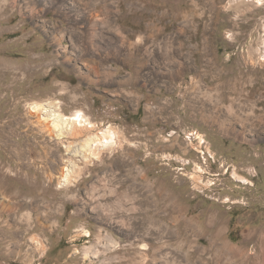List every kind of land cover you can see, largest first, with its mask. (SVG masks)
I'll use <instances>...</instances> for the list:
<instances>
[{"label": "rangeland", "instance_id": "1", "mask_svg": "<svg viewBox=\"0 0 264 264\" xmlns=\"http://www.w3.org/2000/svg\"><path fill=\"white\" fill-rule=\"evenodd\" d=\"M263 263L264 0H0V264Z\"/></svg>", "mask_w": 264, "mask_h": 264}, {"label": "bare ground", "instance_id": "2", "mask_svg": "<svg viewBox=\"0 0 264 264\" xmlns=\"http://www.w3.org/2000/svg\"><path fill=\"white\" fill-rule=\"evenodd\" d=\"M107 1V0H106ZM239 1V0H238ZM243 1V0H242ZM257 1H261L262 2V0H257ZM251 2V1H250ZM72 3V2H71ZM88 3V2H87ZM92 4V3H91ZM97 4V3H96ZM247 3H245V5H246ZM256 4H257V2H256ZM90 5V4H89ZM139 2H131V6L130 7H133L134 9L136 8V9H139ZM96 6V5H95ZM249 6V5H248ZM90 7V6H89ZM94 7V6H93ZM100 8V7H99ZM101 9V8H100ZM99 10V9H98ZM101 12H102V9H101ZM148 12V11H147ZM99 15V14H98ZM96 19V18H95ZM94 19V21H96ZM93 20V19H92ZM100 20V19H99ZM102 20V19H101ZM182 20V19H181ZM105 21V20H104ZM185 21V20H184ZM112 22V21H111ZM96 23V22H95ZM157 24V23H156ZM180 25V24H179ZM183 28V27H182ZM99 31L100 30H96L95 32L93 31V33H91V36H90V38L92 39V44H91V46H92V48H94V49H96L97 50V46L100 48V47H102V44H101V42H100V40H103L102 38H104V36H102V34H101V37H99L98 35V33H99ZM101 32V31H100ZM142 33V32H141ZM144 34V33H143ZM106 37V36H105ZM139 38V37H138ZM159 39V38H158ZM140 40V39H139ZM108 41V42H107ZM165 41V40H164ZM106 44L108 45V43H109V45L107 46V49H105L103 52H105V51H110L109 49H110V45H111V41L108 39V40H106ZM166 44V43H165ZM156 45V44H155ZM112 46V45H111ZM119 46V45H118ZM149 46V45H148ZM116 47V46H115ZM163 47V46H162ZM204 47V46H203ZM118 48V47H117ZM158 48V47H157ZM171 48V47H170ZM148 49H150V48H148ZM155 49V48H154ZM159 49V48H158ZM145 50V49H144ZM102 50L100 49V50H98L97 52H98V55H99V53L101 52ZM117 51H119V50H117ZM82 52V51H81ZM147 52H148V50H147ZM150 52V51H149ZM110 54H111V51L109 52ZM108 53V54H109ZM114 53V52H113ZM135 53V52H134ZM143 53H146V52H143ZM153 53H154V51H153ZM156 53V52H155ZM84 54V53H83ZM97 53H95V55H96ZM102 54V53H101ZM115 54V53H114ZM171 54V53H170ZM77 55H79V54H77ZM90 55H91V53H90ZM98 55H96V56H98ZM112 55V54H111ZM80 56V55H79ZM96 56H94V57H91V58H89V60H88V58L87 57H85L84 59H83V61H86V62H88L89 61V63H86V65H89L90 64V66L92 65V67L94 68V69H97L98 67H99V62H98V60H97V58H95ZM101 56V55H100ZM107 56V55H106ZM110 56V55H109ZM113 56V55H112ZM114 57V56H113ZM116 57V56H115ZM163 57V56H162ZM81 58V57H80ZM120 58V57H119ZM67 59V61L69 60L68 58H66ZM113 59V58H112ZM170 59H171V57H170ZM172 60V59H171ZM170 61V60H169ZM211 62V61H210ZM167 63H168V61H167ZM169 68V67H168ZM181 68V67H180ZM190 68V67H189ZM99 71V70H98ZM179 72H182V70L180 71V69H179ZM221 72V71H220ZM177 73V72H176ZM87 76V75H86ZM237 77V76H236ZM252 80H254V79H252ZM235 83V82H234ZM200 86V85H199ZM206 89V88H205ZM200 91V90H199ZM247 94V93H246ZM259 102V101H258ZM186 103V102H185ZM221 105V104H220ZM190 106V105H189ZM218 106V105H217ZM231 107V106H230ZM229 108V107H228ZM249 108V107H248ZM252 108V107H251ZM250 108V109H251ZM254 108V107H253ZM217 109V108H216ZM227 110V109H226ZM227 111H229V110H227ZM243 111V110H242ZM241 111V112H242ZM246 111H247V109H246ZM251 111H252V109H251ZM230 113L228 114V112L226 113V114H217V113H212V114H214V115H211L210 117H213L215 120H217V123L221 126V129L225 132V133H227V134H232L233 132H235V129H236V131L237 132H235V133H237V134H240L242 137H245V132L244 131H241V130H238L237 129V123H243V124H247V123H249L251 120H250V118H247V116L245 117V114H241V113H238V111H236V110H230L229 111ZM245 112V111H244ZM253 113H254V111H253ZM205 114V113H204ZM60 114H58V116H59ZM79 115V114H78ZM254 115V114H253ZM263 116V115H262ZM255 118V117H254ZM205 119H206V116H205ZM256 119V118H255ZM259 119V118H258ZM68 120V121H67ZM262 120H263V118L262 119H260L258 122H262ZM66 121L68 122V123H71V127H73L72 129H74L72 132H74V134H76V133H78V134H81L85 129H88V128H92V127H94V123H90L88 120H87V118H85L84 116H83V114L82 115H79L78 117H76V115L73 117V118H67L66 119ZM210 121V120H209ZM251 124H254V126L256 125V121L255 122H251ZM56 126V125H55ZM60 126V125H59ZM251 126H253V125H251ZM257 126V125H256ZM62 127V126H61ZM257 128H258V126H257ZM84 129V130H83ZM255 129V128H254ZM252 130V129H251ZM249 132H250V130H248ZM253 131V130H252ZM251 133V132H250ZM115 132L112 130V129H110V128H107V129H103V131L101 132V134L100 133H98V134H96V135H92V136H89L88 138H87V140H86V143L88 144V145H91V144H94L95 143V145L97 144V145H103V146H110L111 144H113V143H116V136H115ZM202 143V142H201ZM201 151V150H200ZM69 175V174H68ZM191 222L192 221H187L186 223V225H189V224H191ZM192 226V225H191ZM129 233V232H128ZM162 234V233H161ZM172 234V233H171ZM174 235V234H173ZM154 236V235H153ZM132 242V241H131ZM229 243V242H228ZM199 245V244H198ZM240 248L238 247V250H239ZM244 250H245V248H243ZM234 250H235V248L234 247H232V253L234 252ZM246 251V250H245ZM248 251V250H247ZM241 252V251H240ZM245 253V252H244ZM243 253V254H244ZM239 254V253H238ZM246 254V253H245ZM244 254V255H245ZM235 255V254H234ZM247 255V254H246ZM162 256V255H161ZM242 256V255H241ZM163 257V256H162ZM243 257V256H242ZM246 257V256H245ZM248 257V256H247ZM258 257V256H257ZM263 262V261H262ZM261 263V262H260ZM264 264V263H263Z\"/></svg>", "mask_w": 264, "mask_h": 264}]
</instances>
